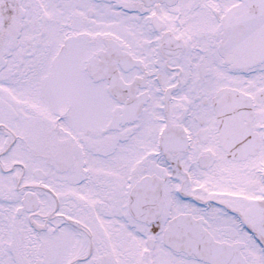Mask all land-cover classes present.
<instances>
[{"label": "snow or ice", "instance_id": "snow-or-ice-1", "mask_svg": "<svg viewBox=\"0 0 264 264\" xmlns=\"http://www.w3.org/2000/svg\"><path fill=\"white\" fill-rule=\"evenodd\" d=\"M0 264H264V0H0Z\"/></svg>", "mask_w": 264, "mask_h": 264}]
</instances>
